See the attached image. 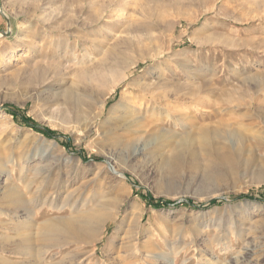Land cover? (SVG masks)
I'll list each match as a JSON object with an SVG mask.
<instances>
[{"label":"rangeland","instance_id":"374dc122","mask_svg":"<svg viewBox=\"0 0 264 264\" xmlns=\"http://www.w3.org/2000/svg\"><path fill=\"white\" fill-rule=\"evenodd\" d=\"M69 88L89 92L79 110L65 103ZM206 130L221 135L205 144ZM135 147L145 150L132 158ZM263 158L264 0H0V185L9 170L17 181L22 167L54 163L42 200L59 185L124 200L120 218L81 242L82 264H148L126 253L137 231L164 252L187 245L176 264H264V237H245L252 223L264 229ZM214 198L223 201L199 205ZM42 200L31 220L0 215V264H26L9 244L18 232L73 215ZM126 210L143 213L141 229L122 223ZM73 248L35 262L58 263Z\"/></svg>","mask_w":264,"mask_h":264},{"label":"bare ground","instance_id":"6f19581e","mask_svg":"<svg viewBox=\"0 0 264 264\" xmlns=\"http://www.w3.org/2000/svg\"><path fill=\"white\" fill-rule=\"evenodd\" d=\"M43 52V49L39 50V53ZM64 64L55 63L53 64V67L56 71H58L61 68H67V66H64ZM122 79H124L123 76ZM115 85H117V82ZM75 88L68 89L65 103L68 104V106H70L73 110H79L83 105H85L86 97L89 95V92L86 89L77 90ZM220 135V132H210L206 130L200 134V138L205 144H208L211 142L214 136ZM186 136L190 138V136ZM150 144H153L151 138L144 140L143 142V146H148ZM144 150L145 147H135L131 151L132 158L142 153V151ZM110 158L114 159L112 155L110 156ZM43 161L44 159L41 161V163ZM59 161L60 160H58V162ZM262 161L264 162V158ZM52 165L40 164L34 172H31L27 168L22 167L17 181H13L15 172L9 170V176L7 177L6 181L2 185H0V204H2V206L0 205V215L17 216L20 215V211L24 210V219L31 220L33 206L41 203L42 200L41 196L44 190H40H42L45 181L48 180V177L56 170L54 166L55 164L53 163ZM111 167L113 169L114 175L121 181L125 177V172L113 166ZM5 172L6 171H0V176ZM119 180L116 182V184H118ZM34 187L35 190L30 195V192ZM115 187L116 185H114V188ZM53 189H55V187H53ZM113 193L116 194L117 190H107L105 194H101L98 196L96 195V193L90 192L87 194L86 198H84L83 191L77 189L69 190V188L63 185H59L55 192L46 194L45 198L42 200L41 205L42 207L49 206L52 208H58V210L62 211L68 207L71 208V210L73 211V215L69 217V221L63 224L59 223L57 218L49 219L47 220V222H44L43 224L36 227L37 231L33 232L25 229L23 230V232L21 231V233L18 232L20 238H16L11 243H9L11 248L14 249V252L16 254L25 257L24 261L26 264H38L35 262V256L39 257L42 254L44 256L45 254L52 252V250L73 245L74 248L69 251L67 255L62 258V260L60 259L58 263L50 262L48 264L84 263L82 260H80V257L82 256L81 253H83L80 250L82 249L81 246H83L81 245V242L89 243L97 240L99 236L104 233L107 225L110 222L116 221L118 218H120L124 200L120 197H116L117 194L115 197H112L111 195ZM130 215H134V219L128 221V217ZM142 216L143 213L141 211H137L136 213L132 214L131 212L126 210L123 215L122 223L128 222V226L133 224L134 227L139 230L142 228ZM7 222L1 223L7 224ZM30 227L35 228V225H25V228ZM139 232L140 231H137L136 234L132 236V238H130L127 243L128 245L126 253L132 258L144 260V262H148V264H176L177 258L188 252L187 245L178 246L176 241H172L170 243L167 242L169 238L177 240L178 237L175 233H172L170 235L165 234L162 236L164 240L163 243L167 242V247H169L170 249L164 252L159 250L157 247L155 248L156 244H153L152 240L149 237L141 239V237L139 236ZM245 237L253 239L264 237V229H261L259 231L258 227L252 223L250 224V228L247 229V234ZM218 244H220V242ZM244 248L246 251L251 250L249 243H247ZM0 249L2 251L4 250L2 247ZM191 258L192 257H186L185 259H183L182 264L192 263ZM5 261L7 262V260ZM8 263L11 264V261H9ZM136 264L138 263L136 262ZM196 264L203 263L196 262ZM207 264L211 263L207 262Z\"/></svg>","mask_w":264,"mask_h":264},{"label":"trees","instance_id":"16d2710c","mask_svg":"<svg viewBox=\"0 0 264 264\" xmlns=\"http://www.w3.org/2000/svg\"><path fill=\"white\" fill-rule=\"evenodd\" d=\"M7 112L12 114L15 118H18V111L14 108V107H8L7 108ZM23 123H25L26 125L32 127L33 129H35L36 131H39L43 134H45L48 137H54L59 139L60 137H63L61 133H59L58 131L52 130L50 128L47 127H41L40 125H38V123H36L33 119H31L30 117L24 116L23 117ZM61 144L65 145L67 148H71L69 143L66 142H61ZM80 155H82V152H79ZM142 197L149 201V203L157 206V207H161V206H169L172 204H175L174 201H170L168 199H158L155 200L153 199L150 195H142ZM223 200L221 198H214L211 199L207 202H204L202 204H199L200 206H210V205H214V204H219L220 202H222ZM187 204L189 205H197V203H194L193 201H188Z\"/></svg>","mask_w":264,"mask_h":264}]
</instances>
